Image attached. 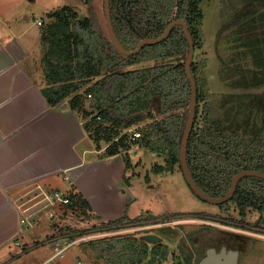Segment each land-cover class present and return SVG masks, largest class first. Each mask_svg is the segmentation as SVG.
I'll list each match as a JSON object with an SVG mask.
<instances>
[{
	"label": "trees",
	"instance_id": "16d2710c",
	"mask_svg": "<svg viewBox=\"0 0 264 264\" xmlns=\"http://www.w3.org/2000/svg\"><path fill=\"white\" fill-rule=\"evenodd\" d=\"M92 2L93 0H87L88 4ZM200 4L201 0H110V9L114 30L127 50H134L143 39L158 38L170 22L182 18L189 25L196 53L198 37L196 24L203 18ZM237 4L234 1L232 7ZM260 5V8H264V0H261ZM52 17L55 18L54 22L47 26L43 34L48 44L46 54L48 78L49 83L53 85L45 90L49 102L56 105L80 90L88 80L99 77L96 84L87 91L88 95L91 94L97 100L93 108L98 112L96 115L93 113L88 115H92L88 128L91 129L97 145L100 146L103 140L109 142L107 154L114 156L122 154L123 151L128 153L133 147L131 141H134L129 139L127 134L120 136L118 128L127 130L136 125L139 120L134 116L130 117V113L138 106L139 101L150 98L152 94L157 95L161 102L160 115L163 118L155 119V129L160 136L159 139L169 147L168 169L172 170L173 165L180 162V143L188 115L181 111L190 105L191 100V86L183 61L186 52L189 51V44L183 27H175L165 41L147 45L139 54L124 56L118 52L109 36L102 32L93 7L84 18L72 13L68 6ZM261 18L264 22V12ZM262 33L264 37V30ZM236 40L235 46L231 48L236 60L230 62L236 64L229 65L234 74L225 79L227 85L242 90L263 88L264 40L247 39L241 40L239 44V40ZM165 58H174L177 62L156 65L148 70L121 71L123 66H134L146 60ZM242 62H245V65ZM192 72L198 85L199 102V67L195 55ZM227 96L230 98L226 103L230 106L229 109L237 112L239 117L247 113L250 126L243 127L241 121L237 119L240 125L238 136H235L237 133L229 134L225 129L220 134L218 127L214 125L210 127L212 134L204 136L199 134L196 128L200 112L197 105L196 120L188 145V164L195 182L203 192L216 198L228 192L231 178L233 179L240 171L264 172V128L257 135L250 131L251 125H259L257 121L260 116L263 117L264 127V93L248 92ZM79 100L80 97L73 98L72 106L75 107V101ZM254 121L255 123H250ZM96 125L100 126L93 131ZM111 126L117 130L114 132ZM217 132L220 134L218 137L215 135ZM247 136L251 137L250 144L241 147L238 139L244 140ZM113 137L119 138L114 141ZM235 140H238V143H235ZM156 147L154 142H148L149 149L156 150ZM162 168L163 166H156L157 171ZM70 199V206L83 208L89 214V204L82 196L75 194L70 196ZM231 201L237 204L243 216H246L248 207L264 212V180L256 177L244 178ZM199 216L207 215L177 213L163 219L148 215L131 219L124 215L112 222H101L99 218H93L99 223L98 229L111 232L148 221L154 224L167 223L185 217ZM52 227L56 231L55 236L79 232L72 226L64 228L59 224H53ZM156 229L159 231L157 234L163 238L162 242L150 243L130 234L129 237L115 235L102 238L87 245L89 250L104 259L106 264H164L170 256L177 257V253L172 252L164 241L166 238L175 240L178 234L183 232L182 226L164 225ZM118 251L120 252L118 259L113 260ZM179 256L183 264L193 263V254L190 252L180 249Z\"/></svg>",
	"mask_w": 264,
	"mask_h": 264
},
{
	"label": "rangeland",
	"instance_id": "374dc122",
	"mask_svg": "<svg viewBox=\"0 0 264 264\" xmlns=\"http://www.w3.org/2000/svg\"><path fill=\"white\" fill-rule=\"evenodd\" d=\"M234 1L238 4L232 7ZM260 2L261 0H201L200 11L203 18L196 24L198 37L195 53V61L199 67L198 80L200 100L198 102V107L200 112L196 127L199 134L209 136L212 134L210 127L214 125L218 127L220 134L221 131L225 129L229 131V134L237 133L235 136H238L237 131L240 125L237 119L241 121L243 127L247 126L248 128L250 126L247 113H243V116L239 117L237 112L229 109L230 106L226 103L230 98H228L227 94L248 92H259L262 94L264 93V87L258 90L234 89L227 85L228 82L226 83L225 79L234 74L230 70V66H234L236 63L231 64L230 62L236 60L231 50V48L235 46L236 39L239 40L238 44L241 43V40L247 39L248 41L250 39L264 40L262 36L264 22L261 18L264 8H260ZM29 6L30 9H39V13L36 12V16L39 17V21L43 22L42 26H39V33L41 32L40 29L44 30L50 23L54 22L55 18L52 17L53 14L61 11L64 7H70L72 13H77L80 18L87 17L90 13V8L93 7L98 16L102 32L108 36L104 0H93L91 4H88L87 0H37L35 4L29 3ZM32 19L34 18H31V20ZM187 55L188 52L185 54L184 62L186 61ZM176 62L174 58L146 60L134 66H123L121 71H128L131 69L148 70L156 65L163 66L164 64H176ZM242 64L245 65V62H242ZM98 80L99 77L90 79V83L86 85L85 88L89 89L93 87ZM147 85L148 82H146V86ZM189 106L181 112L183 114H188ZM223 106H225V109H223ZM160 110L161 102L159 97L152 94L150 98L139 101L138 106L130 113V117L134 116L139 122L127 130L118 128L120 136L127 134L128 138H131V140L134 138V133L140 131L142 134L140 137H136L134 141H131L133 147L128 153L126 151L122 152L124 156H129L126 159L129 160L128 163L132 164L133 167V169L130 167L127 174L126 184L137 199L133 206H131L129 216L136 218L140 215H148L163 219L180 213L187 215L205 214L207 216L203 218H217L216 216H218L219 213H223V215L221 214L219 216L222 218H231V220L237 221L241 227L245 226L246 228L244 232L232 231L235 235L246 237V244L240 248L241 254L244 256V263L264 264V212L261 213L253 207H248L246 216H243L240 214L237 204L231 201L223 206H227L229 208L228 211H230H226L227 214L225 215L224 210L221 212V206L202 200L192 191L186 182L179 163L173 165L172 170H169V147L159 139L160 136H158L155 129V121L163 118L160 115ZM98 120L100 121V119ZM257 122L259 125H251L250 131L253 135L261 133L264 128L262 116L259 117ZM250 123L253 124L255 121ZM107 125L109 126L110 124ZM99 126L100 125L94 126L92 130L94 131V129ZM111 129L114 132L117 130L115 127L112 128V126ZM243 131H245L244 128ZM219 133L217 132L215 134L216 137L220 135ZM118 138L119 137H113L114 141ZM250 139V136H247L244 140L238 139L240 146L244 147L250 144ZM238 140H235V143H238ZM151 141L157 146L156 150L148 148V142ZM102 144L108 147L109 142L103 140L100 145ZM156 166H163V168L157 171ZM149 180L152 185H154L153 187L147 185V181ZM37 193H39L37 190L30 192L29 197L32 198ZM66 193L70 196L76 194L73 189L70 190L69 193L68 191ZM56 209L57 218L54 221L48 217V214L51 212L50 209L47 210V215L39 214V221L37 224H33V229L30 232H27L29 236L30 234L35 235L42 232L49 234L50 231H54L52 227L54 222L64 228L72 226V228L82 231L91 230L92 232L94 231L93 229L96 230V228H99V223L95 221L90 214L85 212L83 208L72 207L70 205L69 207H64L60 205L57 206ZM150 209L153 213L149 211ZM19 218L21 219L20 214ZM201 220L203 219L199 216L198 218L185 217L173 221L171 226L181 225V230L183 232H180L175 240H168V238H166L164 241L165 244H168L172 252L177 253L176 258L170 256L169 260L164 264H181L182 258L179 256L180 249H184L191 254H194L195 251L201 252L211 247L216 236L224 234V232H231L223 227L218 228L205 224L201 222ZM218 220L221 222V219ZM21 228L22 231L28 230L27 227L23 225ZM156 228L160 227H154L150 229L149 232H141L139 228H126L118 231H111L109 233H98L94 241L115 235L129 237L130 234H133L132 236L141 237L151 232L158 233L159 231ZM93 233L95 232H92V234ZM14 241L15 240H11L8 243L10 250L14 251L15 248L17 249L13 255L16 254L17 257L27 255L28 259L32 251L28 252L29 255L27 253L25 254L22 247L18 248ZM34 242L32 245H34ZM87 244L88 243H83L74 246L66 253L67 257L65 256V259L57 258L51 264H61V262L63 263L66 259H68V261L70 260L72 264H77L73 253L76 249H79L80 246L81 248L83 246L84 248L86 247V250L83 249V253L86 256V258L82 259L83 264H106L104 259L89 250ZM251 250L254 252L251 253ZM119 254L120 252L118 251V254L113 260L118 259ZM15 260L16 259L12 260L13 262L11 261L9 264H19L17 263L18 260Z\"/></svg>",
	"mask_w": 264,
	"mask_h": 264
},
{
	"label": "crops",
	"instance_id": "0c3cea01",
	"mask_svg": "<svg viewBox=\"0 0 264 264\" xmlns=\"http://www.w3.org/2000/svg\"><path fill=\"white\" fill-rule=\"evenodd\" d=\"M36 2L0 0V264L14 259L19 264L53 262L52 240L61 238L54 235L55 230L21 236L22 245L17 247L27 249L25 254L32 251L28 259L13 255L17 249L10 250L8 245L23 233L17 204L36 189L48 194L73 189L89 204V214L101 222L124 215L134 219L129 213L137 200L126 184L133 169L126 159L129 156H109L107 147L97 145L88 128L92 118L88 115L98 113L90 110L94 98H88L85 88L90 80L56 105L49 102L45 90L53 85L48 78L45 29L39 33V9L29 6ZM76 96L80 100L73 107ZM147 185L154 186L150 180ZM52 211L57 218L56 207ZM31 220L37 224L39 216ZM83 249L80 246L73 253L77 264L86 258ZM61 264L72 262L66 259Z\"/></svg>",
	"mask_w": 264,
	"mask_h": 264
},
{
	"label": "water",
	"instance_id": "95a60500",
	"mask_svg": "<svg viewBox=\"0 0 264 264\" xmlns=\"http://www.w3.org/2000/svg\"><path fill=\"white\" fill-rule=\"evenodd\" d=\"M104 12H105V18H106L107 32H108L110 41L116 47L118 52L124 56H134L136 54H139L145 46L156 45V44H159L165 41L169 37L170 33L175 27L177 26L183 27L186 39L189 44V51H188V55L185 61V72H186V75L188 77V80L191 86V100H190V106L188 110L186 124L184 127V131H183V135H182V139L180 143V153H179L180 162L179 164L181 166L186 182L190 186L192 191L202 200L207 201L211 204L220 205V204H224V203L231 201V199L234 197L237 191L240 181L243 180L244 178L256 177V178H260L264 180V172L257 171V170L240 171L233 178L229 191L223 197L216 198V197H211L205 192H203V190H201V188L197 185V183L195 182L192 176V173L190 171L189 164H188V145H189V140H190L191 133L193 131L195 120H196L197 105H198V85H197V82L192 72V63H193L194 55H195V41L189 29L188 23L182 18H177L169 23V25L167 26L163 34L159 36L158 38L143 39L139 42V44L134 50H127L121 44L114 30L113 22L111 18L110 0H104ZM96 102L97 100L93 99L91 102V106L93 107ZM141 238L142 240L146 242H150V243H158V242L163 241V238L156 233H149V234L141 236ZM231 253H232L231 256L233 257L234 260H231V262L227 264H237L238 252L235 251ZM203 264H216V263L211 258H207L203 262Z\"/></svg>",
	"mask_w": 264,
	"mask_h": 264
},
{
	"label": "built area",
	"instance_id": "2783aa9c",
	"mask_svg": "<svg viewBox=\"0 0 264 264\" xmlns=\"http://www.w3.org/2000/svg\"><path fill=\"white\" fill-rule=\"evenodd\" d=\"M38 24L41 26L43 24L42 21H38ZM89 99H92V95H88ZM141 133L136 132L134 133V138L140 137ZM37 190V189H36ZM39 190V189H38ZM71 203L70 195H67V193L64 192H56L54 194H48L45 191H42L40 193H37L34 197L32 198H27L21 203L17 204L18 212L21 215V225L26 226L28 230L26 232L23 231V233L15 239V244L16 246H21V236H25L27 232H30L33 229V224L34 222L31 220L33 216H39V214H46L48 213L47 210H51V212L48 214L49 218L54 221L56 218V214L52 211L53 208L57 206H64L68 207V205ZM201 222L205 224H209L213 227H223L224 229H228L229 231H236V232H241L245 231V226L241 227L240 224L237 221L231 220L225 221L219 220L217 218H203ZM53 223V222H52ZM173 222H167V223H153V222H144L140 225H135V226H129L127 228H139V231L144 232L148 231L154 227H162L164 225H172ZM126 229V228H123ZM92 232H95L92 234ZM87 230V231H82L79 230V232L73 233V234H64L61 236V238H57L52 240V243L54 244V255L52 258V261H54L57 258L63 259L66 256V253L72 249L74 246H77L79 244L83 243H91L94 241V239L97 237L98 233H108L103 230ZM23 236V237H24ZM74 237V238H71ZM25 246V245H23ZM24 251H27L25 249Z\"/></svg>",
	"mask_w": 264,
	"mask_h": 264
},
{
	"label": "flooded vegetation",
	"instance_id": "af4514ba",
	"mask_svg": "<svg viewBox=\"0 0 264 264\" xmlns=\"http://www.w3.org/2000/svg\"><path fill=\"white\" fill-rule=\"evenodd\" d=\"M232 180H231V182H232ZM231 182H230V185H231ZM221 197H223V196H221ZM230 202L231 201L219 205V206H221V212H222V210L225 211V213H224L225 215L227 214L226 211L227 212H230V211H228L229 208L227 206L226 207H223V206L227 205ZM221 214L223 215V213H219L218 216H216L217 219H221V220H225V221H229V222L231 221V218H222L221 216H219ZM260 230H262V229H260ZM215 238L216 239H214V241L212 242L211 247H209L206 250H203L201 252L195 251V253L193 254V263L192 264H203V262L207 258H211L213 261H215L216 264H219V263L227 264V263H230L231 260H234L233 257L231 256V254H232L231 252H235V251L238 252L237 264H245L244 259H243L244 256L241 254L240 248H242L246 244V242H247L245 240L246 237L240 236V235H235L232 232H230V233L224 232V234L216 236ZM253 252L254 251L251 250V253H253Z\"/></svg>",
	"mask_w": 264,
	"mask_h": 264
},
{
	"label": "clouds",
	"instance_id": "9594fccd",
	"mask_svg": "<svg viewBox=\"0 0 264 264\" xmlns=\"http://www.w3.org/2000/svg\"><path fill=\"white\" fill-rule=\"evenodd\" d=\"M152 233V232H151Z\"/></svg>",
	"mask_w": 264,
	"mask_h": 264
}]
</instances>
